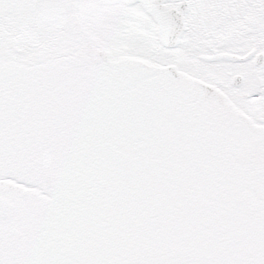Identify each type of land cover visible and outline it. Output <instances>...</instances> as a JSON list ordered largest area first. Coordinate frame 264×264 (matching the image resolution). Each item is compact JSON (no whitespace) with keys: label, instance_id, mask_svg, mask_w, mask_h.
<instances>
[{"label":"snow or ice","instance_id":"1","mask_svg":"<svg viewBox=\"0 0 264 264\" xmlns=\"http://www.w3.org/2000/svg\"><path fill=\"white\" fill-rule=\"evenodd\" d=\"M0 264H264V0H0Z\"/></svg>","mask_w":264,"mask_h":264}]
</instances>
